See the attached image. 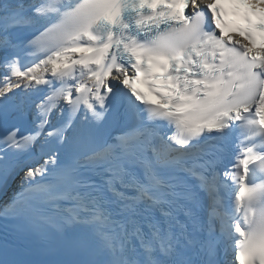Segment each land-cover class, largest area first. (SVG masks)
<instances>
[{"label":"snow or ice","instance_id":"1","mask_svg":"<svg viewBox=\"0 0 264 264\" xmlns=\"http://www.w3.org/2000/svg\"><path fill=\"white\" fill-rule=\"evenodd\" d=\"M224 2L235 34L219 0H0V264H264V0Z\"/></svg>","mask_w":264,"mask_h":264}]
</instances>
